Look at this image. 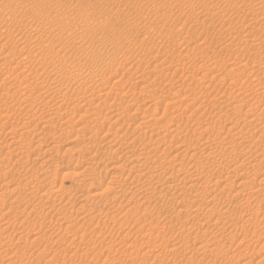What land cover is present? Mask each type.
<instances>
[{
  "label": "rangeland",
  "instance_id": "obj_1",
  "mask_svg": "<svg viewBox=\"0 0 264 264\" xmlns=\"http://www.w3.org/2000/svg\"><path fill=\"white\" fill-rule=\"evenodd\" d=\"M0 38V264H264L225 160L264 166V0H0Z\"/></svg>",
  "mask_w": 264,
  "mask_h": 264
},
{
  "label": "bare ground",
  "instance_id": "obj_2",
  "mask_svg": "<svg viewBox=\"0 0 264 264\" xmlns=\"http://www.w3.org/2000/svg\"><path fill=\"white\" fill-rule=\"evenodd\" d=\"M38 1H39V0H38ZM40 2H41V1H40ZM37 4H38V3H37ZM35 5H36V4H35ZM55 17H56V16H55ZM84 29H85V28H84ZM80 37H81V36H80ZM0 39H1V38H0ZM75 39H76V38H75ZM18 42H19V41H18ZM5 43H6V41H5L3 44H0V48H3V46H4ZM21 44H22V40H21ZM235 44H236V43H235ZM244 44H246V43H244ZM15 48H16V47H15ZM22 48H23V47H22ZM246 48H247V47H246ZM255 48H257V47H255ZM246 50H247V49H246ZM257 50H258V49H257ZM20 51H21V50H20ZM249 51H250V50H249ZM255 53H256V52H255ZM252 55H253V54H252ZM249 57H250V56H249ZM12 58H13V57H12ZM89 59H90V58H89ZM167 59H168V58H167ZM233 60H234V59H233ZM212 61H213V60H212ZM234 61H235V60H234ZM6 62H7V61H6ZM161 62H162V61H161ZM163 62H164V61H163ZM210 62H211V61H210ZM214 62H215V61H214ZM232 62H233V61H232ZM243 62H244V61H243ZM234 64H235V63H234ZM263 64H264V63H263ZM154 65H155V64H154ZM204 65H206V64H204ZM211 65H212V64H211ZM213 65H214V64H213ZM215 65H216V64H215ZM219 65H220V64H219ZM246 65H248V64H246ZM167 66H168V65H167ZM198 66H200V65H198ZM208 66H209V65H208ZM233 66H234V65H233ZM262 66H263V65H262ZM262 66H261V68H262ZM22 67H23V66H22ZM158 67H159V66H158ZM205 67H206V66H205ZM212 67H213V66H212ZM214 67H215V66H214ZM214 67H213V68H214ZM230 67H231V66H230ZM251 67H252V66H251ZM156 68H157V67H156ZM192 68H193V67H192ZM201 68H202V67H201ZM208 68H209V67H207V69H208ZM249 68H250V67H249ZM202 69H203V68H202ZM211 69H212V68H210V69H208V70L210 71ZM236 69H237V68H236ZM176 70H177V69H176ZM196 70H198V69H196ZM214 70H215V69H214ZM206 71H207V70H206ZM209 71H207V72H209ZM243 71H244V70H243ZM204 72H205V71H204ZM207 72H206V73H207ZM210 72H211V71H210ZM236 72H237V70H236ZM217 73H218V72H217ZM219 73H220V71H219ZM224 73H225V72H224ZM237 73H238V72H237ZM251 73H252V72H251ZM251 73H250V74H251ZM140 74H141V73H140ZM213 74H214V73H213ZM229 74H230V73H229ZM233 74H235V72H233ZM242 74H243V73H242ZM252 74H253V73H252ZM182 75H183V74H182ZM201 75H202V74H201ZM210 75H211V74H210ZM227 75H228V74H227ZM192 76H193V75H192ZM212 76H214V75H212ZM215 76H217V75H215ZM235 76H236V75H235ZM237 76H238V75H237ZM250 76H251V75H250ZM218 77H220V76H218ZM86 78H87V77H86ZM190 78H191V77H190ZM99 79H100V78H99ZM214 79H215V78H214ZM41 80H42V79H41ZM83 80H85V79H83ZM87 80H88V79H87ZM96 80H97V78H96ZM103 80H104V79H103ZM136 80H137V79H136ZM36 81H37V80H36ZM200 81H201V80H200ZM215 81H216V80H215ZM28 82H29V81H28ZM80 82H82V81H80ZM94 82H95V81H94ZM105 82H106V81H105ZM208 82H209V81H208ZM223 82H224V81H223ZM86 83H87V82H86ZM89 83H90V82H89ZM89 83H88V84H89ZM96 83H98V82L96 81ZM202 83H203V82H202ZM206 83H207V82H206ZM220 83H221V82H220ZM82 84H83V83H82ZM100 84H101V83H100ZM29 86L31 87V85H29ZM8 87H9V86H8ZM35 87H36V86H35ZM99 87H100V85H99ZM112 87H113V86H112ZM179 87H181V86H179ZM211 87H212V85H211ZM40 88H41V86H40ZM95 88H96V87H95ZM193 88H194V87H193ZM193 88H192V89H193ZM43 89H44V88H43ZM195 89H197V88H195ZM198 89H199V88H198ZM204 89H205V88H204ZM7 90H8V89H7ZM14 90H15V89H14ZM14 90H13V91H14ZM30 90H31V89H30ZM44 90H45V89H44ZM95 90H97V89H95ZM181 90H182V89H181ZM37 91H38V90H37ZM179 91H180V90H179ZM200 91H201V90H200ZM16 92H17V91H16ZM16 92H15V94H16ZM29 92H30V91H29ZM39 92H40V91H39ZM43 92H46V91H43ZM107 92H108V91H107ZM186 92H187V91H186ZM202 92H203V91H202ZM247 92H248V91H247ZM6 93H7V91H6ZM22 93H23V92H22ZM37 93H38V92H37ZM81 93H82V92H81ZM90 93H91V92H90ZM121 93H122V92H121ZM245 93H246V92H244V94H245ZM35 94H36V93H35ZM86 94H87V93H86ZM103 94H104V93H103ZM122 94H123V93H122ZM159 94H160V93H159ZM180 94H181V93H180ZM187 94H188V93H187ZM199 94H201V93H199ZM205 94H206V93H205ZM237 94H238V93H237ZM242 94H243V93H242ZM247 94H248V93H247ZM249 94H250V93H249ZM256 94H257V93H256ZM42 95H43V94H42ZM81 95H82V94H81ZM81 95H80V96H81ZM91 95H92V94H91ZM106 95H107V94H106ZM165 95H166V94H165ZM168 95H170V94H168ZM196 95H197V94H196ZM238 95H239V94H238ZM250 95H251V94H250ZM103 96H104V95H103ZM163 96H164V95H163ZM166 96H167V95H166ZM85 97H86V95H85ZM161 97H162V96H161ZM161 97H160V98H161ZM236 97H238V96H236ZM244 97H245V96H244ZM255 97H256V96H255ZM164 98H165V97H164ZM164 98H163V99H164ZM197 98H198V97H197ZM239 98H240V97H239ZM7 99H8V98H7ZM43 99H45V98H43ZM80 99H81V98H80ZM86 99H87V98H86ZM88 99H89V98H88ZM190 99H191V98H189V100H190ZM192 99H194L193 96H192ZM251 99H252V98H251ZM263 99H264V98H263ZM21 100H22V99H21ZM39 100H40V99H39ZM78 100H79V99H78ZM78 100H77V101H78ZM185 100H186V99H185ZM194 100H195V99H194ZM239 100H241V98H240ZM254 100H255V99H254ZM33 101H35V100H33ZM154 101H155V100H154ZM178 101H180V100H177L176 102H178ZM187 101H188V100H187ZM196 101H197V100H196ZM255 101H256V100H255ZM255 101H254V102H255ZM263 101H264V100H263ZM82 102H83V101H82ZM88 102H89V101H88ZM88 102H87V103H88ZM180 102H181V101H180ZM85 103H86V102H85ZM172 103H173V102H172ZM258 103H259V102H258ZM260 103H261V101H260ZM89 104H90V103H89ZM178 104H179V103H178ZM181 105H182V104H181ZM186 105H187V104H186ZM57 106H58V105H57ZM81 106H82V105H81ZM148 106H149V105H148ZM175 106H177V105H175ZM25 107H26V106H25ZM177 107H178V106H177ZM56 108H57V107H56ZM149 108H150V106H149ZM112 109H113V108H112ZM174 109H175V108H174ZM175 110H176V109H175ZM155 113H156V112H155ZM167 114H168V113H167ZM149 115H150V114H149ZM171 115H173V114H171ZM177 115H178V112H177V114L174 115V116H177ZM145 116H146V115H145ZM116 117H117V116H116ZM34 118H35V117H34ZM149 118H152V117H149ZM162 118H163V117H162ZM172 118H173V117H172ZM106 119H107V118H106ZM147 119H148V118H147ZM142 121H143V120H142ZM147 121H148V120H147ZM245 121H246V120H245ZM256 121H257V120H256ZM144 122H145V120H144ZM243 122H244V121H243ZM142 123H143V122H142ZM155 123H156V122H155ZM248 123H249V121H248ZM140 124H141V123H140ZM252 124H253V123H252ZM254 124H255V123H254ZM167 125H168V124H167ZM240 125H241V124H240ZM243 125H244V124H243ZM247 125H248V124H247ZM139 126H140V125H139ZM146 126H147V125H146ZM152 126H153V125H152ZM194 126H195V125H194ZM260 126H261V125H260ZM252 127H254V126H252ZM173 128H175V127H173ZM196 128H197V127H196ZM165 129H166V128H165ZM168 129H169V128H168ZM246 129H247V127H246ZM252 129H253V128H252ZM262 129H263V128H262ZM239 130H241V129H239ZM260 130H261V129H260ZM202 131H203V130H202ZM254 131H255V130H254ZM256 131H257V130H256ZM238 132H239V131H238ZM243 132H244V131H243ZM12 133H13V132H12ZM250 133H252V132H250ZM171 134H172V133H171ZM197 134H198V133H197ZM238 134H239V133H238ZM11 135H13V134H11ZM164 135H165V134H164ZM253 135H254V133H253ZM171 136H172V135H171ZM177 136H178V135H177ZM177 136H176V137H177ZM183 136H184V135H183ZM197 136H198V135H197ZM162 137H163V135H162ZM162 137H161V138H162ZM256 137H257V136H255V139H256ZM243 138H244V136H243ZM248 138H249V137H248ZM257 138H258V137H257ZM152 140H153V139H152ZM157 140H158V139H157ZM159 140H160V139H159ZM161 140H162V139H161ZM205 140H206V139H205ZM244 140H245V139H244ZM11 141H12V140H11ZM199 141H200V140H199ZM201 141H202V140H201ZM207 141H208V140H207ZM207 141H206V142H207ZM213 141H214V140H213ZM158 142H160V141H158ZM158 142H157V144H158ZM161 142H162V141H161ZM185 142H186V141H185ZM210 142H211V141H210ZM210 142H209V143H210ZM262 142H263V141H262ZM14 143H15V142H14ZM191 143H192V142H191ZM150 144H151V143H150ZM183 144H184V143H183ZM183 144H182V145H183ZM198 144H199V143H198ZM207 144H208V143H207ZM137 145H138V144H137ZM143 145H144V144H143ZM148 145H149V144H148ZM152 145H155V147H156V143H153V142H152L151 146H152ZM177 145H178V144H177ZM214 145H215V144H214ZM109 146H110V145H109ZM151 146H149V147H151ZM157 146H158V145H157ZM118 147H120V146H118ZM122 147H124V146L122 145ZM141 147H142V146H141ZM153 147H154V146H153ZM153 147H152V148H153ZM187 147H188V146H187ZM0 148H1V147H0ZM12 148L14 149V147H12ZM15 148H16V147H15ZM129 148H132V147H129ZM147 148H148V147H147ZM177 148H178V146H177ZM185 148H186V147H185ZM185 148H184V149H185ZM209 148H210V147H209ZM212 148H214V147H212ZM123 149H124V148H123ZM140 149H141V148H140ZM144 149H146V148H144ZM149 149H150V148H149ZM156 149H157V148H156ZM170 149H171V148H170ZM182 149H183V147H182ZM182 149H181V150H182ZM184 149H183V150H184ZM214 149H215V148H214ZM214 149H213V150H214ZM18 150H19V149H18ZM125 150H126V149H125ZM147 150H148V149H147ZM181 150H180V151H181ZM190 150H191V148H190ZM193 150H194V149H193ZM141 151L143 152L142 149H141ZM141 151H140V152H141ZM145 151H146V150H145ZM153 151H154V150H153ZM161 151H165L164 148H162ZM161 151H159V152H161ZM180 151L178 150V152H180ZM186 151H187V150H185V152H186ZM188 151H189V150H188ZM199 151H200V150H199ZM210 151H212V150H210ZM127 152H128V150H127ZM131 152H132V151H131ZM140 152H139V153H140ZM155 152H156V151H155ZM157 152H158V150H157ZM167 152H168V151H167ZM181 152H182V151H181ZM181 152H180V153H181ZM183 152H184V151H183ZM143 153H144V152H143ZM149 153H150V152H149ZM149 153H147V155H148ZM164 153H165V152H163V154H164ZM180 153H179V154H180ZM190 153H191V152H190ZM190 153H189V154H190ZM193 153H194V152H193ZM193 153H192V154H193ZM196 153H197V152H196ZM200 153H202V152H200ZM204 153H205V152H204ZM209 153H211V152H209ZM209 153H208V154H209ZM212 153H213V152H212ZM140 154H142V153H140ZM140 154H139V155H140ZM145 154H146V152H145ZM151 154H154V152L151 153ZM158 154H159V153H158ZM158 154H157V156H160V155H158ZM163 154H162V159L164 158V157H163ZM177 154H178V153H177ZM192 154H190V155L192 156ZM198 154H199V153H198ZM198 154H197V156H198ZM147 155H146V157H147ZM155 155H156V154H155ZM164 155H166V153H165ZM169 155H170V154H169ZM182 155H183V154H182ZM193 155H194V154H193ZM136 156H137V155H136ZM141 156H143V155H141ZM174 156H175V155H174ZM183 156H184V155H183ZM6 157H7V156H6ZM143 157H144V156H143ZM171 157H172V156H171ZM171 157H170V158H171ZM176 157H177V156H176ZM184 157H185V156H184ZM193 157H195V156H192L191 158L193 159ZM206 157H207V156H206ZM144 158H145V157H144ZM150 158H151V156H150ZM150 158H149V159H150ZM215 158H216V157H215ZM225 158H226V157H225ZM225 158H224V159H225ZM136 159H137V158H136ZM136 159H135V160H136ZM153 159H154V157H153ZM153 159H151V161H150V167H149L152 171L157 169V166H156V165H153V163L155 162V161L153 162ZM165 159H166V158H165ZM172 159H173V158H172ZM199 159H200V158H199ZM231 159H232V158H231ZM231 159H228V158L225 159V160L227 161V162L225 161L226 164H227V165L230 164V166L233 167L232 170H234V172H235V171H239V170H244V172L242 171V174L246 175L247 178H250V179H252V180L258 179V177H257L258 173H260V171H262V170L264 169V166H263V168H262L261 164H258V163H255V162H254V163H247L248 165H243V164H242L243 162H242V163H238V162L236 163V162H234V161L231 160ZM138 160H139V158H138ZM142 160H145V159H141V161H142ZM147 160H148V159H147ZM159 160H160V159H159ZM163 160H164V159H163ZM180 160H181V159H180ZM205 160H206V159H205ZM70 162L73 163L72 159H70ZM132 162H133V161H132ZM135 162H136V161H135ZM145 162H146V161H145ZM156 162H158V161H156ZM198 162H199V161H198ZM206 162H207V161H206ZM218 162H219V161H218ZM136 163H138V162H136ZM140 163H144V162H140ZM146 163H147V162H146ZM146 163H144V164H146ZM148 163H149V160H148ZM161 163H162V162H161ZM193 163H195V162H193ZM191 164H192V163H191ZM3 165H4V164H3ZM132 165H133V164H132ZM132 165L130 166V168H131V167H134L136 164H134V166H132ZM178 165H179V164H178ZM183 165H184V164H183ZM142 166H143V164H142ZM146 166H147V165H146ZM162 166H163V165H162ZM162 166H161V164H160V167H162ZM167 166H168V165H167ZM225 166H226V165H225ZM143 167H144V166H143ZM158 167H159V166H158ZM187 167H188V166H187ZM223 167H224V166H223ZM1 168H2V167H1ZM135 168H136V167H135ZM168 168H171V167L169 166ZM168 168H167V169H168ZM176 168H177V167H176ZM182 168H183V167H182ZM195 168H197V167H195ZM146 169H147V168H146ZM150 169H148V171H149ZM164 169H165V168H164ZM164 169H163V170H164ZM172 169H173V168H172ZM172 169H170V170H172ZM123 170H124V169H123ZM128 170H129V169H128ZM132 170H133V169H132ZM132 170H131V171H132ZM177 170H178V169H177ZM193 170H194V169H193ZM195 170H196V169H195ZM160 171H161V170H160ZM164 171H166V170H164ZM172 171H174V170H172ZM172 171H171V172H172ZM182 171H183V170H182ZM185 171H186V170H185ZM225 171H226V169H225ZM129 172H130V171H129ZM141 172H143V171H141ZM141 172H140V173H141ZM149 172H150V171H149ZM153 172H154V171H153ZM155 172H156V171H155ZM171 172H170V174H172ZM175 172H178V171H175ZM180 172H181V171H180ZM232 172H233V171H232ZM112 173L114 174V172H112ZM163 173H164V172H163ZM186 173H187V172H186ZM236 173H237V175H241V173H240V174H238V172H236ZM105 174H106V173H105ZM156 174H157V173H156ZM168 174H169V173H168ZM176 174H177V173H175V175H176ZM138 175H139V174H137V176H138ZM140 175H141V174H140ZM173 175H174V174H173ZM173 175H172V176H173ZM190 175H191V174H190ZM261 175H262V174H261ZM7 176H8V175H7ZM188 176H189V175H188ZM192 176H193V175H192ZM227 176H228V175H227ZM170 177H171V176H170ZM177 177H178V176H177ZM177 177H176V178H177ZM0 178H1V177H0ZM135 178H136V177H135ZM135 178H134V179H135ZM150 178H151V177H150ZM188 178H189V177H187V179H188ZM192 178H193V177H192ZM194 178H197V177H194ZM194 178H193V179L189 178V179H190V180H194ZM247 178H246V179H247ZM157 179H159V178H157ZM171 179H172V178H171ZM131 180H132V179H131ZM147 180H148V179H147ZM154 180H155V179H154ZM196 180H197V179H196ZM242 180H243V179H242ZM261 180L264 181V178L260 177V180H259V181H261ZM7 181H8V180H7ZM137 181H139V180H137ZM243 181H244V180H243ZM135 182H136V181H135ZM175 182H176V181H175ZM198 182H199V181H198ZM198 182L195 181V183H198ZM6 183H7V182H6ZM144 183H145V182H144ZM151 183H152V182H151ZM192 183H194V182H192ZM192 183H190V184H192ZM249 183H250V182H249ZM7 184H8V183H7ZM38 184H39V183H38ZM39 185H40V184H39ZM39 185H38V186H39ZM196 185H197V184H196ZM239 185H240V184H239ZM27 186H29V184H28ZM174 186H176V185H174ZM187 186H188V185H187ZM215 186H216V185H215ZM22 187H23V186H22ZM179 187H180V186H179ZM189 187H190V185H189ZM220 187H221V186H219V189L222 188V191L224 192V190L226 189V187H225V186H223V187H221V188H220ZM12 188H13V187H12ZM161 188H162V187H161ZM190 189H191V188H190ZM31 190H32V189H31ZM50 190H51V189H50ZM181 190H182V189H181ZM51 191H52V190H51ZM93 193H94V192H93ZM93 193H92V194H93ZM179 193H180V192H179ZM221 193H222V192H221ZM50 194H51V193H50ZM92 194H91V195H92ZM95 194H96V193H95ZM2 195L5 196L4 194H2ZM96 195H97V194H96ZM94 196H95V195H94ZM58 197H59V196H58ZM52 198H53V197H52ZM81 198H82V197H81ZM86 198H87V196H86ZM257 199H258V198H257ZM263 199H264V198H263ZM263 199H262V201H264ZM77 200H78V199H77ZM85 200H86V199H85ZM251 200H253V199L251 198ZM176 202H177V201H176ZM198 203H199V202H198ZM42 204H43V203H42ZM43 205H44V204H43ZM43 205H42V206H43ZM51 205L53 206V204H51ZM199 206H200V205H199ZM199 206L197 205V207H199ZM233 206H234V205H233ZM194 207H195V206H194ZM207 207H208V206H207ZM56 210H58V209H56ZM179 211H180V210H179ZM226 211H228V210H226ZM229 211H230V210H229ZM194 212H195V211H194ZM222 212H224V210H223ZM178 213H180V212H178ZM190 213H191V212H190ZM207 213H208V212H207ZM216 213H217V212H216ZM216 213H215V214H216ZM194 214H196V213H194ZM210 214H211V213H210ZM218 214L222 215V213H218ZM218 214H217V215H218ZM60 215H61V214H60ZM191 215H192V214H191ZM213 215H214V214H213ZM217 215H216V216H217ZM226 215H227V213H226ZM226 215H224V216H226ZM91 216H92V215H91ZM208 216H210V215H208ZM56 217H57V216H56ZM217 217H220V216H217ZM226 217H227V216H226ZM226 217H225V219H226ZM109 218H110V217H109ZM207 218H208V217H207ZM211 218H212V217H211ZM213 218H214V217H213ZM215 218H216V217H215ZM69 219H70V218H69ZM182 219H183V218H182ZM185 219H186V217H185ZM217 219H218V218H217ZM204 220H205V219H204ZM215 220H216V219H215ZM215 220H214V222H215ZM182 221H183V220H182ZM185 221H186V220H185ZM192 221H193V220H192ZM216 221H217V220H216ZM225 221H226V220H225ZM81 222H82V221H81ZM186 223H187V222H186ZM224 223H225V222H224ZM71 224H72V223H71ZM165 224H166V223H165ZM165 224H164V225H165ZM183 224H185L184 221H183ZM195 224H196V223H195ZM237 224H238V223H237ZM164 225H163V226H164ZM188 225H189V224H188ZM201 225H202V224H201ZM77 226H78V225H77ZM198 226H200V225H198ZM182 227H183V226H182ZM45 228H46V227H45ZM177 228H178V227H177ZM223 228H224V227H223ZM171 229H172V228H171ZM208 229H209V228H208ZM218 229H219V228H218ZM158 230H159V229H158ZM180 230H181V229H180ZM180 230H179V231H180ZM223 230H224V229H223ZM204 231H205V230H204ZM160 232H161V231H160ZM205 232H206V231H205ZM161 233H162V232H161ZM163 233H164V232H163ZM163 233H162V234H163ZM82 234H83V233H82ZM125 234H126V233H125ZM164 234H165V233H164ZM75 235H76V234H75ZM258 235H260V234H258ZM162 236H163V235H162ZM261 236H262V235H261ZM263 236H264V234H263ZM263 236H262V237H263ZM37 237H38V236H37ZM123 238H124V237H123ZM230 238H231V237H230ZM260 238H261V237H260ZM260 238H259V239H260ZM183 239H184V238H183ZM185 239H186V238H185ZM192 240H193V239H192ZM225 240H226V239H225ZM230 240H231V239H230ZM124 241H125V240H124ZM130 241H131V240H130ZM130 241H129V242H130ZM142 241H143V240H142ZM183 241H184V240H183ZM186 241H187V240H186ZM188 241H189V240H188ZM193 241L195 242V240H193ZM193 241H192L191 244H193ZM204 241H205V240H204ZM204 241H203V242H204ZM129 242H128V243H129ZM147 242H148V241H147ZM122 243H123V242H122ZM132 243H133V242H132ZM206 243H207V242H206ZM144 244H146V243H144ZM144 244H143V246H144ZM171 244H172V243H171ZM179 244H180V243H179ZM201 244H203V243H200V244H199L200 246H198V248L202 246ZM109 245H111V244H109ZM126 245H127V244H126ZM186 245H187V244H186ZM186 245H184V246H186ZM204 245H206V244H204ZM184 246H183V247H184ZM108 247H109V246H108ZM139 247H140V246H139ZM215 247H216V246H215ZM111 248H112V247H111ZM189 248H190V247H189ZM210 248H211V247H210ZM145 249H146V248H145ZM147 249H148V247H147ZM149 249H151V248H149ZM199 249H200V248H199ZM260 249H261V248H260ZM223 250H224V249H223ZM144 251H145V250H144ZM146 251H147V250H146ZM148 251H149V250H148ZM153 251L155 252L154 249H153ZM153 251H152V253H153ZM195 251H196V250H195ZM216 251H217V250H216ZM159 252H160V251H159ZM174 252H175V251H174ZM202 252H203V251H202ZM209 252H210V251H209ZM99 253H100V252H99ZM145 253H146V252H145ZM149 253H151V252H149ZM211 253H212V252H211ZM211 253H209V255H210ZM101 254H102V252H101ZM142 254H143V253H142ZM147 254H148V253H146V255H147ZM204 254H205V253H204ZM146 255H145V256H146ZM161 255H162V254H161ZM189 255H190V254H189ZM154 256H155V255H154ZM156 256H157V255H156ZM263 256H264V255H263ZM157 257H159V256H157ZM180 257H181V256H180ZM144 258H145V257H144ZM144 258H143V259H144ZM146 258H147V257H146ZM262 258H263V257H262ZM262 258H261V259H262ZM132 259H133V258H132ZM143 259H142V261H143ZM191 259H192V258H191ZM51 260H55V259H51ZM121 260H122V259H121ZM145 260H146V259H145ZM202 260H203V259H202ZM208 261H209V260H208ZM261 261H262V260H261ZM47 262H48V261H47ZM132 262H133V260H132ZM133 263H135V262H133ZM154 263H156V262H154ZM257 263H258V261H257ZM261 263H262V262H261ZM46 264H47V263H46ZM131 264H132V263H131ZM152 264H153V263H152Z\"/></svg>",
  "mask_w": 264,
  "mask_h": 264
}]
</instances>
